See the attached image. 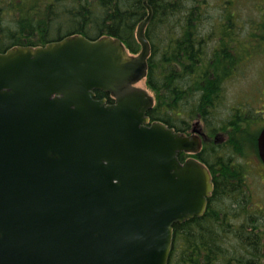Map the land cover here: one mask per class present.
I'll list each match as a JSON object with an SVG mask.
<instances>
[{
    "label": "water",
    "instance_id": "water-1",
    "mask_svg": "<svg viewBox=\"0 0 264 264\" xmlns=\"http://www.w3.org/2000/svg\"><path fill=\"white\" fill-rule=\"evenodd\" d=\"M141 48L72 34L0 52V264H168L173 225L213 190L198 130L150 121ZM95 90L114 102L95 97ZM264 163V128L258 139Z\"/></svg>",
    "mask_w": 264,
    "mask_h": 264
},
{
    "label": "trees",
    "instance_id": "trees-1",
    "mask_svg": "<svg viewBox=\"0 0 264 264\" xmlns=\"http://www.w3.org/2000/svg\"><path fill=\"white\" fill-rule=\"evenodd\" d=\"M209 1L148 0L153 15L145 32L151 45L145 83L156 101L147 115L186 133L199 118L212 122L213 133L228 129V118L219 116L216 108L224 97L225 79L236 65L234 48L242 39L232 45V10L221 11V27L212 19L211 32L206 31ZM147 13L143 0H0V52L83 34L91 39L118 37L136 54V27ZM214 33L221 44L209 48L213 52L208 55L205 50ZM247 36L248 46L263 44L253 38L256 34ZM95 96L114 101L101 90ZM234 135L231 139L238 141ZM238 149L231 143L206 146L214 189L201 216L173 225L168 264H264V205L255 206L250 199L244 170L235 160ZM184 154L179 153L180 160Z\"/></svg>",
    "mask_w": 264,
    "mask_h": 264
},
{
    "label": "rangeland",
    "instance_id": "rangeland-1",
    "mask_svg": "<svg viewBox=\"0 0 264 264\" xmlns=\"http://www.w3.org/2000/svg\"><path fill=\"white\" fill-rule=\"evenodd\" d=\"M209 2L212 7L210 9L211 13H209L211 15L205 20L206 26L208 27L206 31L208 33L211 32V27L209 28L210 23L208 22H211L212 19L218 21L214 23L215 27H221L224 19V16L222 17L221 15L222 10H232L234 12V16L232 17L233 21L229 22V26L232 25V30L235 31L232 35V45H235V40L237 42L240 38L242 39V43L234 48L237 50L233 53L234 58L237 59L236 65L234 66L235 68H232L228 78L225 79L224 97L217 103L216 108L217 113L220 112V114L218 113L219 116L222 115L230 120L232 111L238 106H244L243 108L245 110H260L263 108L264 0H229L228 3L225 0H210ZM226 3L231 4L226 7ZM224 6L226 8H223ZM199 31V33H203L204 30L200 29ZM251 32L257 35V37H253L254 39L258 38V42L263 43L258 46L254 45V52H252V47L250 45L248 46L249 43L246 40L248 37L247 34H251ZM220 42L219 36L214 33V36L208 40V48L206 47V50H204L208 55H211L213 51L209 52V48L219 46L221 44ZM226 45L229 48V44L226 43ZM244 54L253 55H248V57L244 58ZM145 82V80H141L137 83V86L148 89ZM149 92L154 95L152 90H149ZM260 96L262 98H259ZM191 123L193 125L194 122ZM242 125L244 128H238L237 130L229 129L226 130V134L221 132L222 136L219 137L218 143L222 142L223 147L226 146V143L235 144V146L240 147V149L235 151V160L244 170L242 178L244 179L245 186L247 187L248 185L246 189L248 190L252 203L255 206H263L264 168L255 159L256 134H258L259 131L257 130L259 129L256 130L255 127L249 126L246 123ZM233 133L235 134L234 136L238 137V141L231 139ZM226 136L230 141H223Z\"/></svg>",
    "mask_w": 264,
    "mask_h": 264
},
{
    "label": "flooded vegetation",
    "instance_id": "flooded-vegetation-1",
    "mask_svg": "<svg viewBox=\"0 0 264 264\" xmlns=\"http://www.w3.org/2000/svg\"><path fill=\"white\" fill-rule=\"evenodd\" d=\"M254 51H255L254 45H252V52H254ZM251 55H253V54H251ZM263 70H264V67H263ZM263 94H264V91H263ZM259 98H262V97L260 96ZM263 99H264V97L262 98V100ZM243 107L244 106H241V107L238 106L237 108H234V110L231 113L232 120H231V118L229 120L232 123H230L228 121L225 124L226 126H228V129H226V130H229V129L237 130L238 128H244V127H242L243 126L242 124L246 123L249 126L255 127L256 130L259 129L257 131L260 132L264 128V102L262 104L263 108L260 110H245V108H243ZM193 124L195 125L194 128L197 129L201 134V139H202L201 150L198 153H196L195 155L190 154V153H186V155L184 154V157H185V159L188 157H196L197 159H199L202 163H204L208 167V169L211 173V171H212V169L210 168L211 163L209 162L210 158L207 155L208 150H205L206 146L211 147L213 145L215 146V145L223 144L222 142L218 143L219 139H220L219 137L222 136L221 132H224L225 134H226V132L224 130L220 129L218 132L213 133L212 128H211L212 122L210 120L206 121V120H202L201 118H199ZM191 131H193V130L191 129ZM259 132H258V134H259ZM258 134H256V142H255V149H256L255 159H257L259 164L264 168V163L261 160L259 153H258V149H257ZM212 136H213V138H212ZM223 141H228L227 136L225 137V140H223Z\"/></svg>",
    "mask_w": 264,
    "mask_h": 264
},
{
    "label": "bare ground",
    "instance_id": "bare-ground-1",
    "mask_svg": "<svg viewBox=\"0 0 264 264\" xmlns=\"http://www.w3.org/2000/svg\"><path fill=\"white\" fill-rule=\"evenodd\" d=\"M149 4V3H148ZM150 5V4H149ZM151 6V5H150ZM151 9H152V7H151ZM147 11H148V8H147ZM152 13H153V11H152ZM148 14V13H147ZM153 15V14H152ZM152 18V17H151Z\"/></svg>",
    "mask_w": 264,
    "mask_h": 264
}]
</instances>
